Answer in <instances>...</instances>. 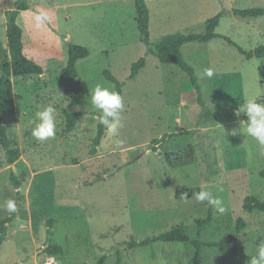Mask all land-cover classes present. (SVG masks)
I'll return each mask as SVG.
<instances>
[{
    "label": "rangeland",
    "instance_id": "374dc122",
    "mask_svg": "<svg viewBox=\"0 0 264 264\" xmlns=\"http://www.w3.org/2000/svg\"><path fill=\"white\" fill-rule=\"evenodd\" d=\"M18 1L0 0V75L10 60L5 12ZM147 2L153 49L169 35L204 34L205 23L222 11L226 15L216 30L219 36L245 51L264 46V18L244 19L234 13L264 8V0ZM28 4L30 9L18 18L25 55L43 68L44 75L14 79L17 112L4 120L13 149H20L22 158L11 165L0 146V224L11 214L5 201L12 199L17 205L0 264H97L102 256L107 257L105 264H116L117 252L123 264H192L191 243L136 249L126 243L160 236L180 225L195 238V221L206 217L207 207L194 198L177 200L176 192L202 187L225 209L221 213L214 208L215 220L203 242L232 235L237 218L248 225L239 239L238 257L230 258L234 245L205 247L203 263L249 264L264 243V215H247L244 201L254 197L264 202V149L251 138L244 143L245 115L238 111L249 98L264 103V59L248 60L222 38L183 46L182 55L215 116V121L205 120L187 75L152 54L146 57L148 47L141 42L134 0H28ZM38 9L51 16L41 29L34 26L33 13ZM70 44L90 52L77 63L76 80L61 74ZM144 57L145 68L130 80L132 66ZM205 68L213 69L210 79L203 76ZM106 72L123 84V126L118 137L110 140L105 135L92 156L99 121L98 113L86 112V98L96 83L117 91ZM48 107L56 110V135L39 141L31 135L38 122L36 113ZM76 112L85 116L74 132L66 134V116ZM163 137L168 138L151 145ZM14 170L17 176L28 175L20 189L13 185ZM51 219L57 221L53 242L64 248V255L43 254Z\"/></svg>",
    "mask_w": 264,
    "mask_h": 264
},
{
    "label": "trees",
    "instance_id": "16d2710c",
    "mask_svg": "<svg viewBox=\"0 0 264 264\" xmlns=\"http://www.w3.org/2000/svg\"><path fill=\"white\" fill-rule=\"evenodd\" d=\"M134 5L137 13V24L141 35V42L148 47V53L156 56L164 64H173L178 66L190 79L192 85L195 87L199 97V104L204 109V119L215 121V116L212 115L207 109L206 103L201 96V88L196 78L195 71L189 64L185 61L182 55V48L188 43H200L207 44L212 42L217 38H222L234 47H236L239 52L248 60L250 59H264V46H260L252 51H245L237 44L233 43L230 39L226 37H221L216 33L217 28L220 26L221 19L226 15L225 11L214 18L208 20L205 23V33L202 35L190 34H176L164 37L156 46L155 49L152 48L151 44V33H150V10L148 7L147 0H134ZM30 5L28 0H19L13 10L6 12L7 19V37H8V47L10 51V60L6 61L2 65L1 75H0V146L5 150L7 154L8 162L13 165L18 163L22 158V152L20 149H13L12 141L9 137L8 129L4 124V120L7 116H15L17 112V105L15 102L14 93V79L22 78L28 79L30 77H42L44 75V70L41 66L35 62L29 60L25 55V47L23 42V30L19 25L18 18L21 12L28 11ZM234 13L244 19H258L264 18V8H254L246 10H235ZM90 56V52L87 48L70 44L69 45V57L68 64L65 69L62 70V76L76 80L79 78V73L77 71V63L80 60L86 59ZM146 57L142 58L139 62L132 66V72L130 80H134L146 66ZM105 77L108 81L115 84L117 91L123 97V84L120 83L110 72L105 73ZM85 116L82 112L70 113L66 116V128L65 133L70 134L74 132L81 117ZM247 117L244 116L243 120ZM191 133V132H188ZM184 134L183 132L181 133ZM180 134V135H181ZM177 134H172L171 137H175ZM105 137L104 127L99 123L97 128V136L93 140L91 155L96 156L98 149L101 146L102 140ZM168 137H163L161 140H154L151 145H159L163 140ZM171 156L168 154L166 159L171 163ZM78 163H76L77 165ZM27 174L22 176H17L12 172L13 185L16 189H20L27 178ZM264 178V172L261 175ZM201 188H190L186 190H180L176 192L177 200H184L183 194L187 193V198L191 199L193 194L200 191ZM207 207V215L203 219H196L195 224L197 227V233L195 238H190L187 234L186 227L180 225L170 232L162 234L160 236H155L147 238L140 242L131 241L126 243L130 248H147L152 247L156 243H180L187 244L191 243L194 247L195 254L191 259L192 264H204L203 263V250L205 247L208 248H224L229 245H234L233 252L230 258L238 257V251L242 243L239 239L245 234L248 229V225L243 218H237L235 220V231L232 235L223 237L217 242H203L202 238L207 227L211 225L215 220L216 211L214 207L209 206L207 202H204ZM244 212L247 215H264V202L258 200L254 197H247L244 201ZM15 213H11L8 218L0 224V251L3 243L6 241L8 233V225L15 220ZM57 221L51 219L47 222V246L44 249L43 254L48 256H58L64 255V248L53 242L55 232L53 231L54 226ZM117 261L116 264H123L122 255L120 252L116 253ZM106 256L99 258L97 264H105Z\"/></svg>",
    "mask_w": 264,
    "mask_h": 264
},
{
    "label": "clouds",
    "instance_id": "9594fccd",
    "mask_svg": "<svg viewBox=\"0 0 264 264\" xmlns=\"http://www.w3.org/2000/svg\"><path fill=\"white\" fill-rule=\"evenodd\" d=\"M34 26L37 29L45 27L50 21L51 16L45 10L38 9L33 13ZM214 75L213 69L205 68L203 76L211 78ZM90 98L87 99L86 112L94 111L98 113L95 117L99 123L104 127L105 135L112 140L119 135L122 125V113L124 111L123 97L109 86L103 83H96L94 87H89ZM212 107L214 105L211 103ZM79 111L80 109L77 108ZM243 112L247 117L246 120L241 121L242 133L246 137L244 143L248 138L254 140L261 149H264V103H258L255 98H249L244 101L243 108H239L238 113ZM237 113V115H238ZM37 123L32 129L31 135L39 141H47L54 138L57 131V114L53 107H48L36 113ZM117 145L120 143L116 141ZM198 202H207L209 206L214 207L219 212H224L221 206L222 201L213 195V193L203 188L194 193L193 197ZM183 199L188 201L187 193L183 194ZM4 208L8 213H15L17 211L16 202L8 199L4 203ZM51 259V258H50ZM249 264H264V243H261L256 251V254L251 256Z\"/></svg>",
    "mask_w": 264,
    "mask_h": 264
},
{
    "label": "crops",
    "instance_id": "0c3cea01",
    "mask_svg": "<svg viewBox=\"0 0 264 264\" xmlns=\"http://www.w3.org/2000/svg\"><path fill=\"white\" fill-rule=\"evenodd\" d=\"M7 12V11H6ZM5 12V13H6ZM5 17H6V15H5ZM4 17V18H5ZM3 30H4V32L6 33V36H7V19H6V23H5V25H4V27H3ZM7 39H8V37H7ZM7 53L9 54V56H10V51H7Z\"/></svg>",
    "mask_w": 264,
    "mask_h": 264
},
{
    "label": "water",
    "instance_id": "95a60500",
    "mask_svg": "<svg viewBox=\"0 0 264 264\" xmlns=\"http://www.w3.org/2000/svg\"><path fill=\"white\" fill-rule=\"evenodd\" d=\"M14 171H15V170H14ZM14 173L17 175L16 171H15Z\"/></svg>",
    "mask_w": 264,
    "mask_h": 264
}]
</instances>
